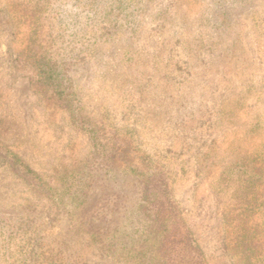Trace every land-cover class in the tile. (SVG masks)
Masks as SVG:
<instances>
[{
  "label": "rangeland",
  "instance_id": "374dc122",
  "mask_svg": "<svg viewBox=\"0 0 264 264\" xmlns=\"http://www.w3.org/2000/svg\"><path fill=\"white\" fill-rule=\"evenodd\" d=\"M31 1L0 0V264H161L143 207L153 171L168 176L205 264H237L224 215L239 203L238 171L264 164V0H224L225 20L217 0H132L109 32L86 1L42 0L31 36L61 78L51 90L23 66ZM82 121L103 143H129L93 172L88 203L107 218L97 234L71 197L94 151Z\"/></svg>",
  "mask_w": 264,
  "mask_h": 264
},
{
  "label": "trees",
  "instance_id": "16d2710c",
  "mask_svg": "<svg viewBox=\"0 0 264 264\" xmlns=\"http://www.w3.org/2000/svg\"><path fill=\"white\" fill-rule=\"evenodd\" d=\"M85 1L91 11L98 14L104 13L102 17L108 26L104 30L107 32L114 27V23L121 21V16L126 17L132 11V0H111L112 3L106 4L105 7H100L98 0H82V2ZM218 2L222 10L221 15L225 20L227 6L224 0H217ZM44 6L42 0H32L30 5L27 3V9L24 10L28 43L23 50L25 57L23 66L31 72V80L36 87L41 85L51 90L55 89L54 86L60 82L61 78L55 70L56 67L51 63V58L47 57V49L40 45L35 46L31 36L42 22L43 16L40 13ZM109 13L118 19L108 18ZM70 112L72 117L78 120L71 104ZM80 124L90 133L94 151L91 160H88L89 178L82 181L79 193L71 197L75 201L80 200L82 210L87 216L82 226L89 233L97 234L101 225L96 223L105 222L107 218L103 216L104 212L99 207H90L88 203L94 190L102 182L93 172L96 169L108 170L116 166L119 158L127 151L129 143L125 139L121 140L124 144L117 141L114 144L103 143L105 136L96 128L91 125L86 127L84 121ZM12 164L22 171L24 179L38 184V181L34 182L37 180V175L19 157L14 156ZM142 176L144 210L151 221L155 235H162L158 247L161 264H205L203 252L196 244L179 206L172 198L168 176L162 171H153ZM236 176L240 187L239 195H237L239 203L238 206L225 211L224 215L228 231L227 249L237 256V264H264V239L260 237L258 223L261 218H264V164L260 159L253 158L245 165L244 171L239 170Z\"/></svg>",
  "mask_w": 264,
  "mask_h": 264
}]
</instances>
